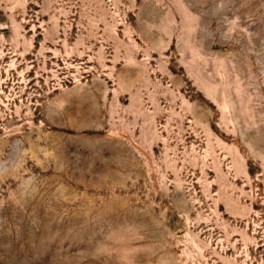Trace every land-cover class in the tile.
<instances>
[{"label":"rangeland","instance_id":"obj_1","mask_svg":"<svg viewBox=\"0 0 264 264\" xmlns=\"http://www.w3.org/2000/svg\"><path fill=\"white\" fill-rule=\"evenodd\" d=\"M0 264H264V0H0Z\"/></svg>","mask_w":264,"mask_h":264}]
</instances>
